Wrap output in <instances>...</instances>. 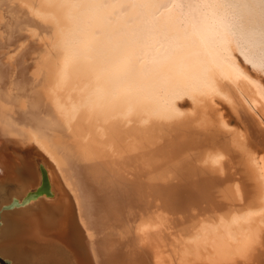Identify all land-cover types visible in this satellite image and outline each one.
<instances>
[{
	"label": "bare ground",
	"instance_id": "6f19581e",
	"mask_svg": "<svg viewBox=\"0 0 264 264\" xmlns=\"http://www.w3.org/2000/svg\"><path fill=\"white\" fill-rule=\"evenodd\" d=\"M0 256L264 264V0H0Z\"/></svg>",
	"mask_w": 264,
	"mask_h": 264
},
{
	"label": "water",
	"instance_id": "95a60500",
	"mask_svg": "<svg viewBox=\"0 0 264 264\" xmlns=\"http://www.w3.org/2000/svg\"><path fill=\"white\" fill-rule=\"evenodd\" d=\"M45 183H43L42 185H44ZM46 189L44 187L42 188H37L36 190H33L30 195H38V194H41V193H46ZM28 199V198H26ZM17 203L15 201V199L12 200V202H8L7 204H3L1 205V209H8L10 208L13 204ZM0 264H7V261H5L1 256H0Z\"/></svg>",
	"mask_w": 264,
	"mask_h": 264
}]
</instances>
